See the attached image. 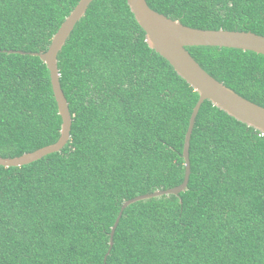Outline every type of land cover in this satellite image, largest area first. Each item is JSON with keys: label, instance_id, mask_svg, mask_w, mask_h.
Listing matches in <instances>:
<instances>
[{"label": "trees", "instance_id": "trees-1", "mask_svg": "<svg viewBox=\"0 0 264 264\" xmlns=\"http://www.w3.org/2000/svg\"><path fill=\"white\" fill-rule=\"evenodd\" d=\"M183 24L264 35V0H146ZM79 0H0V156L58 141L48 50ZM213 77L264 107V54L188 46ZM21 50L25 53L9 52ZM71 138L0 165V264H264V134L205 100L151 49L127 0H94L59 52Z\"/></svg>", "mask_w": 264, "mask_h": 264}, {"label": "water", "instance_id": "water-1", "mask_svg": "<svg viewBox=\"0 0 264 264\" xmlns=\"http://www.w3.org/2000/svg\"><path fill=\"white\" fill-rule=\"evenodd\" d=\"M93 1L79 0L54 34L48 50L42 53H31L39 56L47 64L50 71L54 96L58 104L59 114L62 117L60 138L55 143L17 157L0 156V165L11 167L32 163L48 154L59 152L70 140L73 117L69 102L61 86L58 55L76 24L85 16ZM127 2L137 22L146 32V41L149 47L169 61L175 71L199 93V100L193 108L185 135L183 148L185 176L183 182L169 189H159L126 200L122 204L112 227L110 248L105 259L114 245V233L126 207L134 202L153 197L169 194L179 195L187 189L191 175V137L196 117L205 100H210L216 107L230 116L264 134V107L246 99L209 74L187 49L188 46H217L250 50L264 54V35L252 31L194 28L152 9L146 0H127ZM9 52L25 53L21 50H9Z\"/></svg>", "mask_w": 264, "mask_h": 264}]
</instances>
